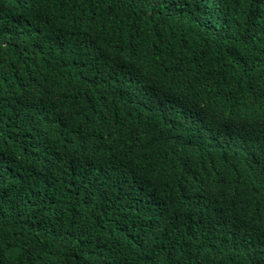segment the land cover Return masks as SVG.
<instances>
[{
    "label": "trees",
    "instance_id": "obj_1",
    "mask_svg": "<svg viewBox=\"0 0 264 264\" xmlns=\"http://www.w3.org/2000/svg\"><path fill=\"white\" fill-rule=\"evenodd\" d=\"M0 264H264V0H0Z\"/></svg>",
    "mask_w": 264,
    "mask_h": 264
}]
</instances>
